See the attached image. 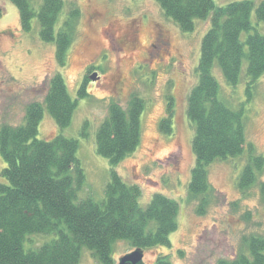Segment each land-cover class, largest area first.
<instances>
[{"label":"rangeland","instance_id":"obj_1","mask_svg":"<svg viewBox=\"0 0 264 264\" xmlns=\"http://www.w3.org/2000/svg\"><path fill=\"white\" fill-rule=\"evenodd\" d=\"M41 1L30 0L34 10ZM233 1L239 0H214L217 5ZM249 1L256 5L260 0ZM63 2L57 27L72 7L80 13L65 63L60 65L55 44L39 37L37 17L32 19L31 29L23 31L16 6L0 0V128L22 124L26 106L34 101L42 103L51 76L60 73L69 95L77 100L76 108L69 125L59 128L44 107L38 138L50 140L62 135L77 140L76 158L84 173L78 199L92 198L100 203L105 199L112 167L96 152L97 129L111 102L126 108L130 97L137 95L144 102L140 142L115 170L127 184L140 187V206L144 207L154 193L178 203L177 228L169 235L171 247L144 248L143 262L153 264L157 256L168 255L172 264H214L219 259L235 258L242 248L247 253L243 237L264 236V199L260 192L264 171L242 191L237 179L247 154L215 160L207 166L210 190L201 212V196L188 193L195 156L191 148L194 126L186 114L187 95L197 82L195 68L209 19H196L193 31L183 32L156 0ZM251 22L264 34V21L258 22L253 11ZM246 66L244 60L235 89L225 82L219 68L214 67L212 73L219 84L220 99L234 109L243 106L246 139L264 157V76L257 80L252 99L247 100L243 77ZM84 78L87 96L78 99ZM169 97L172 130L165 134L159 122L167 116ZM4 167L0 154V172ZM53 238L54 234H29L23 248L36 249ZM134 249L126 240L115 241L114 262ZM78 264L98 262L87 248H82Z\"/></svg>","mask_w":264,"mask_h":264},{"label":"trees","instance_id":"obj_2","mask_svg":"<svg viewBox=\"0 0 264 264\" xmlns=\"http://www.w3.org/2000/svg\"><path fill=\"white\" fill-rule=\"evenodd\" d=\"M8 1L16 6L23 31H29L32 19L37 17L40 39L55 44L56 60L64 65L79 9L72 7L57 27L63 0H42L37 11L30 0ZM156 1L183 32L193 31L196 19L210 22L201 39L195 68L197 82L187 95L186 106L194 126L191 148L195 156L188 193L201 196V212L210 190L207 166L211 162L246 153L237 179L242 191L264 171V157L246 139L243 106L234 109L220 99L219 84L212 73L214 67L219 68L225 82L235 89L246 60L245 95L247 100L252 99L257 80L264 76V34L252 25L251 13L258 22L264 21V0L256 5L249 0L225 5H217L214 0ZM86 82L84 78L78 88V99L87 96ZM76 105L62 75L56 73L48 81L43 102L26 106L22 124L0 128V154L5 163L0 172V264H78L82 248H87L98 264H115L112 247L117 240H126L132 248L171 247L169 235L177 228V201L154 193L142 207L138 202L140 187L127 184L115 170L139 145L143 100L132 95L126 108L111 102L97 129L96 152L112 167L105 199L100 203L92 198L78 199L84 173L76 158L77 140L62 135L50 140L38 138L44 107L57 126L64 128ZM171 112L169 97L167 116L159 122L162 133L172 130ZM260 192L264 199V181ZM29 234H54L55 238L25 250L23 243ZM242 244L247 253L242 248L235 258L219 259L214 264H264V236L243 237ZM153 264L172 263L168 255H159Z\"/></svg>","mask_w":264,"mask_h":264},{"label":"water","instance_id":"obj_3","mask_svg":"<svg viewBox=\"0 0 264 264\" xmlns=\"http://www.w3.org/2000/svg\"><path fill=\"white\" fill-rule=\"evenodd\" d=\"M144 251L142 248H135L129 253L123 255L115 264H146L143 262Z\"/></svg>","mask_w":264,"mask_h":264},{"label":"bare ground","instance_id":"obj_4","mask_svg":"<svg viewBox=\"0 0 264 264\" xmlns=\"http://www.w3.org/2000/svg\"><path fill=\"white\" fill-rule=\"evenodd\" d=\"M125 59H130V57L126 56V58H125Z\"/></svg>","mask_w":264,"mask_h":264}]
</instances>
